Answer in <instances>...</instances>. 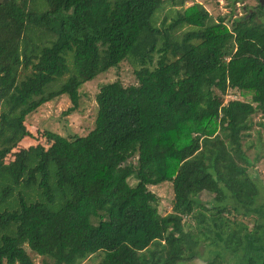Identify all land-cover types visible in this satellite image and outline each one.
<instances>
[{"label":"trees","instance_id":"trees-1","mask_svg":"<svg viewBox=\"0 0 264 264\" xmlns=\"http://www.w3.org/2000/svg\"><path fill=\"white\" fill-rule=\"evenodd\" d=\"M188 1L0 0V264H35L26 248L43 264H182L202 244L207 264H264V186L242 142L264 117V12L230 27ZM125 61L136 82L100 86L85 135L24 142L29 115L61 96L75 112L81 86ZM229 89L242 99L223 103ZM164 181L160 214L148 185Z\"/></svg>","mask_w":264,"mask_h":264},{"label":"rangeland","instance_id":"rangeland-1","mask_svg":"<svg viewBox=\"0 0 264 264\" xmlns=\"http://www.w3.org/2000/svg\"><path fill=\"white\" fill-rule=\"evenodd\" d=\"M194 2H198L204 6L212 18L216 19L219 16L225 17V23L231 27V21L244 16L248 9L256 4V0H240L235 2L233 6L229 4L228 0H191L185 3L184 6H189ZM175 15V7H172L167 2L162 10L158 13L156 21L159 23L163 16H166L168 22ZM264 22V13L260 16ZM249 25V20H238V26L244 28ZM186 28L182 27L181 30ZM180 30V31H181ZM179 31V32H180ZM135 67L128 63L122 62L117 68H112L107 72L99 74L91 81L86 82L79 89L80 101L78 109L71 113L65 114L64 111L70 106V101L67 97L61 96L53 101L44 104L35 113L27 117V123L33 134L32 138L26 139V144H35L42 142L46 146L54 144L57 147L66 145L65 139H68L73 134L85 135L94 124V118L97 111V104L95 95L100 86L106 82L118 80L123 85L134 84L136 77L134 74ZM231 99H242L236 90L229 89L222 97V102L226 103ZM253 126L248 132V135L242 138L243 148L247 156L251 159L252 164L248 167L249 172L260 183L261 187L264 186V117L260 113L252 116ZM48 132L55 136H49ZM44 137V138H43ZM67 148V146H65ZM134 162V159H133ZM72 164L68 165V169H72ZM129 182L134 183L133 179ZM148 189L152 191L157 197V208L160 214H167L172 210L173 192L171 183L164 181L158 185H148ZM204 205L210 206L212 195L203 192L200 196ZM231 221L236 223L246 224L249 229L252 228L254 223L253 218L245 217L243 215H228ZM184 222H189L192 227H195V221L190 219L189 216H184ZM27 252L32 257L35 264H43V258L35 254L28 248ZM200 257L194 258L191 261L182 264H207L211 258L207 251V247L199 245ZM96 260V259H95ZM92 259L85 260L81 264H89ZM228 263H233L229 260Z\"/></svg>","mask_w":264,"mask_h":264},{"label":"flooded vegetation","instance_id":"flooded-vegetation-1","mask_svg":"<svg viewBox=\"0 0 264 264\" xmlns=\"http://www.w3.org/2000/svg\"><path fill=\"white\" fill-rule=\"evenodd\" d=\"M260 8L262 10V12H264V0H262V2H260V0H256V4L252 7V9H248V14L256 12L257 9Z\"/></svg>","mask_w":264,"mask_h":264},{"label":"water","instance_id":"water-1","mask_svg":"<svg viewBox=\"0 0 264 264\" xmlns=\"http://www.w3.org/2000/svg\"><path fill=\"white\" fill-rule=\"evenodd\" d=\"M260 2H262V0H260Z\"/></svg>","mask_w":264,"mask_h":264}]
</instances>
